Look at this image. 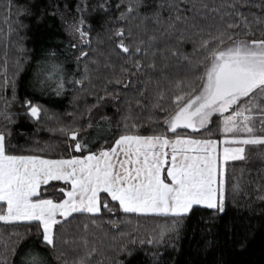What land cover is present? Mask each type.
Wrapping results in <instances>:
<instances>
[{
	"label": "snow or ice",
	"instance_id": "1",
	"mask_svg": "<svg viewBox=\"0 0 264 264\" xmlns=\"http://www.w3.org/2000/svg\"><path fill=\"white\" fill-rule=\"evenodd\" d=\"M143 3L144 0H126L118 17L121 25L139 17L135 33L133 26H120L109 36L116 38L112 51L119 49L127 55L126 63L131 67L121 65L123 75L107 83L130 87L133 68L135 74L146 77L136 96L126 98L128 115L122 117L121 134L113 143L105 141L107 146L93 151L86 138L81 137L80 128L62 126L59 131L70 138L72 152L79 154L53 158L46 149L29 150L36 154L18 153L10 143L14 113L8 110L7 98L0 110V117L6 122L0 129V222L34 223L43 248L55 250L61 245H71L72 251L78 253L72 264H92L94 255L100 251L99 242L90 238L87 223L83 224L82 235L60 238L74 213L87 214L90 223L96 225L97 220L92 217L102 214V209L114 211L109 205L113 201L125 213L165 217L167 220L159 231L147 240L148 244H160L166 237L178 234L183 220L194 209L204 207L224 212L229 161L245 159L246 146L264 147V18L251 13L250 19L241 10L248 0H160L148 14L140 12ZM86 27L91 26L83 16L69 25L79 43L90 46L92 40L90 31L84 30ZM257 28L261 29L259 38L254 30ZM147 33L151 34L145 39ZM96 39L103 42L99 34ZM188 42L193 45L192 53L183 51ZM137 55L147 57L148 61L136 59ZM81 58L88 62L77 78L65 69L56 51L50 50L47 59L40 62L33 86L41 94L57 96L63 95L69 85L73 90L77 85L81 91L86 90L92 73L99 72L100 61L89 60V53L81 49L76 58L77 71ZM170 59L177 60L178 65L182 62L184 77L171 74ZM90 63L97 67L90 68ZM103 67L115 65L108 60ZM149 71L158 75L154 77ZM0 81V91L11 86L15 101V79H8L6 68ZM150 87V107L164 113L165 131L154 129L153 134L142 135L141 124L131 115L132 105L146 107L145 92ZM104 94L120 99L118 91L109 92L107 86ZM103 99L98 96L97 104ZM22 107L36 122L56 119L48 115L44 105L27 97ZM214 116L219 118L220 139L198 138L201 130L207 132ZM185 130L191 133L182 134ZM59 181L67 186L56 188L54 182ZM239 189L238 181L232 184L233 192ZM14 235L16 241L0 245L3 249L0 264H8V258L15 254L20 234ZM125 235L121 233L122 237ZM120 250L131 255L126 244ZM60 257L68 264L65 253L61 252ZM22 261L47 264L45 253L37 247L30 248Z\"/></svg>",
	"mask_w": 264,
	"mask_h": 264
},
{
	"label": "trees",
	"instance_id": "2",
	"mask_svg": "<svg viewBox=\"0 0 264 264\" xmlns=\"http://www.w3.org/2000/svg\"><path fill=\"white\" fill-rule=\"evenodd\" d=\"M159 2L160 0H144L140 12L150 13ZM125 3L126 0H0V74L6 68L8 79H15L17 97L15 101L12 100L11 86L0 91V110L3 109V99L7 98L10 101L8 110L14 113V123L10 125V143L18 153L36 154L29 150L46 149L53 158L60 154H79L72 152L70 138L59 131L62 126L80 128L81 137L86 138L93 151L107 146L105 141L113 143L121 134L122 117L128 115L125 100L135 97L146 79L143 74H135L133 68L130 87L107 83L109 79L123 75L120 72L121 65L131 67L126 63L129 59L127 55L119 49L112 51L116 47V38L113 36L109 39L114 29L133 26L135 33L134 26L140 23L138 17L121 25L118 17L124 11ZM241 10L246 15L254 13L257 17L264 18V0H248ZM81 16L91 26L90 29H84L90 31V46L80 44L79 38L69 29V25L79 21ZM249 18L251 19L250 15ZM148 23L152 27L151 22ZM254 30L259 38L261 29ZM97 34L102 43L97 42ZM150 34H145L144 38ZM74 44L75 48L72 47ZM81 49L89 53V60L100 61L99 72L92 73L91 84H85L86 90L81 91L79 85L73 90L69 85L63 95L57 96L53 93L41 94L33 86L36 73L41 67L40 62L47 59L50 50L56 51L65 69L79 78L84 63L88 62L81 58L80 69L77 71L76 58ZM92 49L98 51L93 52ZM183 51L192 53V43H185ZM135 58L148 61L147 57L140 55ZM108 60L115 65L114 68L103 67ZM157 62L159 63V57ZM169 64L170 72L176 78L186 75L182 62L178 65L177 60L170 59ZM89 67L94 69L97 66L90 63ZM149 74L154 77L158 75L151 71ZM188 75L190 77L191 74ZM105 86L109 92L118 91L119 101L105 97ZM98 96L104 97L99 104ZM25 97L44 105L48 109V115L55 116L56 119L45 118L40 122L30 119L22 107ZM151 97L150 87L145 92L146 107L141 109L134 103L132 105L131 115L141 124L139 133L142 135L153 134L154 129L165 131L164 113L150 107ZM92 105L97 106L91 107ZM218 119L214 116L207 132L201 130L198 138L220 139ZM5 124L0 117V129ZM89 124L92 126L88 127ZM209 132L212 133L211 136L208 135ZM190 133L191 130H185L182 134ZM245 155V159L229 161L225 211L216 213L204 207L194 209L183 220L178 234L166 237L160 244H148L147 240L159 231L167 218L125 213L118 202L113 201H109V205L114 211L102 209V214L92 217L97 220L96 225L90 223L87 214L74 213L68 218L69 222L60 238L71 239L82 235L83 224L87 223L90 238L99 242L100 249L94 255L92 264H264V147L246 146ZM237 181L240 189L233 192L232 184ZM54 183L56 188L67 186L63 181ZM14 233L20 234L19 242L16 244L15 254L8 258V264H23L22 257L33 247L40 248L45 253L47 264H64L61 252L65 253L68 264H72L78 255L72 251L71 245H61L55 250L43 248L36 236L34 223L6 225L0 222V245L16 241L18 238ZM93 233L94 236L91 235ZM121 233L126 235L122 237ZM140 240L145 242L141 244ZM122 244L128 245L131 255L120 250ZM2 251L0 247V252Z\"/></svg>",
	"mask_w": 264,
	"mask_h": 264
}]
</instances>
